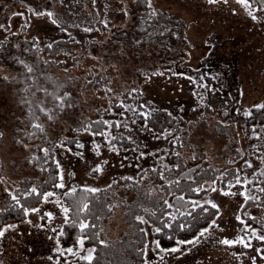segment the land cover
Here are the masks:
<instances>
[{
    "label": "trees",
    "instance_id": "obj_1",
    "mask_svg": "<svg viewBox=\"0 0 264 264\" xmlns=\"http://www.w3.org/2000/svg\"><path fill=\"white\" fill-rule=\"evenodd\" d=\"M10 1L2 4V9L13 6L14 1ZM16 2L23 8L16 11L12 7L7 16L0 17L4 24L10 15L27 10L51 12L60 34L43 46L25 37L23 28L0 35V100L7 106L3 119L9 126L10 145L21 152L18 158L11 154L5 162L1 148L6 136L0 127V228L25 219L46 193H52L63 211L68 210L56 235L60 256H74L79 264L113 263L112 254L105 253L109 242L114 252L120 247L132 252L141 242L139 236L146 234L144 225L150 226L157 252L206 228L217 209L210 203H198L197 198L209 190L204 188L205 182L219 174V166L194 163L202 156L208 159L196 153L198 146L183 142L188 138L185 135L192 113L183 116L180 111L172 114L162 107L139 106L142 112L136 114L134 122L158 133L168 126L176 135L173 139L178 147L171 144L168 154L159 156L155 166H148L133 178H116L97 191H88L91 188L83 185L64 190L59 186V166L54 159L59 147L72 151L81 148L80 132L88 131L95 142L110 146L122 141L124 135L108 116L120 111L127 98L141 95L138 82L145 76L164 67L179 72L190 46L183 18L152 6L151 0H42L39 11L26 1ZM250 3L264 10V0ZM76 30L91 34L79 37ZM210 50L197 69L184 72L195 79L193 92L209 106L203 111L208 115L212 112L210 104L217 102L211 97L220 96L221 102L224 95L223 88L211 85L214 79L205 82L211 76L208 72L218 67L213 65ZM237 93L235 88L234 96L231 94L234 102ZM165 113L172 124L158 128L157 124L165 121ZM231 115L245 137L243 149L251 152L247 156L257 151L255 156L260 160L251 175H231L232 182L239 178L243 186L239 216L248 231L264 236V135L258 131L264 124V108L252 106L239 113L234 108ZM203 119L206 121L198 116V120ZM8 166L11 172H7ZM247 208L256 212L244 214ZM117 211L122 218L117 227L123 234L115 236L107 228ZM81 224L87 227L81 229ZM85 248L93 249L91 260L77 256ZM259 251L264 255V246ZM136 256L140 259L137 248Z\"/></svg>",
    "mask_w": 264,
    "mask_h": 264
},
{
    "label": "rangeland",
    "instance_id": "obj_2",
    "mask_svg": "<svg viewBox=\"0 0 264 264\" xmlns=\"http://www.w3.org/2000/svg\"><path fill=\"white\" fill-rule=\"evenodd\" d=\"M13 1H10L13 6L2 9L8 0H0V17L7 16L12 7L16 11L23 8L16 1H26L35 11H39L43 5L42 0ZM151 4L167 9L185 21L190 46L183 62L178 66L179 72L164 67L145 76L138 82L141 95L127 98L120 111L109 114L108 117L116 121V128L124 135L120 143L115 146L97 143L91 133L84 131L78 134L82 139L80 149L72 151L59 147L54 154L59 166V184L63 185L64 190L74 185L97 189L109 185L116 178H133L142 170L148 169V166L158 164L159 156L168 154L171 144L176 145L173 139L176 135L169 131L168 126L158 133L160 131L144 129L143 125L134 122L136 114L142 112L139 106L162 107L172 114L180 111L183 116L192 113L189 116L190 129L185 135L188 138H183V142L198 146L196 153L200 152L208 159L204 160L202 156L194 163H213L219 166V174L205 182L204 188L209 190L197 198L198 203H214L218 206L214 219L189 239L196 240V243L176 244L160 252L154 248L150 226L144 225L146 234L139 236V244H133V253L123 250V247L114 252L113 244H107L105 253H111L113 258V263L107 264H264V255L259 251L264 246V241L248 231L239 216V208L244 200L243 186L240 182L231 180V175H251L260 165V160L255 156L257 151L248 157L247 153L251 152L243 149L245 137L240 125L232 119L231 112L234 108L239 113L264 104V10H258L250 0H244V3L239 0H216L214 3L209 0H151ZM47 14L27 10L25 13L10 15L6 24L5 19L1 18L0 35L20 32L23 28L25 37L32 38L39 46H43L60 34L59 27ZM76 33L82 37L89 32L76 30ZM212 44L215 49L211 51ZM209 50L213 65L218 67L208 72V76H211L205 82L211 83L214 79L215 84L211 85L223 88L224 95L221 102L218 100L220 96L211 97L214 101L217 99V102L210 104L212 112L208 115L203 111L204 108L209 110V106H206V102L199 101V95L193 92L196 89L195 79L184 72L197 69ZM235 88L238 89L235 100L237 104L230 108L235 103L234 97L231 99ZM1 95L0 90V97ZM6 107L0 100V127L5 130L6 136L1 148L5 162L11 154L21 156V152L9 142V126L3 119ZM198 116L205 117L206 121L198 120ZM164 118V123L157 124L158 128L172 124L173 120L169 115L165 113ZM259 130L264 135V124ZM240 147L242 150H239ZM188 148L185 147L187 153ZM9 166L7 172H11ZM225 192L231 194L225 195ZM34 209L35 211H28L25 219L0 228L3 233L0 235V264H79L77 259H73L74 256L72 259L60 256L56 235L65 219V213L58 198L52 193H46ZM255 212L253 208L244 210V214ZM120 216L118 211L113 214L112 224L107 228L111 235L123 234L117 227L118 222L122 221ZM201 232H204L203 236L200 235ZM139 234L140 232L136 235ZM224 239H242L244 243L227 245L220 242ZM245 244L250 246L245 247ZM136 248L140 251V259L136 256ZM172 248H178V251L172 252ZM92 251V248H85L77 256L85 258L92 255Z\"/></svg>",
    "mask_w": 264,
    "mask_h": 264
},
{
    "label": "snow or ice",
    "instance_id": "obj_3",
    "mask_svg": "<svg viewBox=\"0 0 264 264\" xmlns=\"http://www.w3.org/2000/svg\"><path fill=\"white\" fill-rule=\"evenodd\" d=\"M209 2H210V3H214V2H216V0H209ZM239 2L244 3V0H239ZM41 15H43V13H41ZM47 15H48L49 17H51L53 14H52L51 12H49ZM253 19H255V17H253ZM52 22H53V23H56L55 20H53ZM256 107H257V108H264V104H262V105H256ZM36 127H39V126L37 125ZM96 170H99V169H96ZM237 182H239V178L237 179ZM59 186L62 187L63 185H59ZM213 190H215V189H213ZM33 191H35V189H33ZM88 191H93V192H94V191H97V190H96V189H88ZM262 191H264V189H262ZM223 194L228 195V194H231V193H227V192H225V193H223ZM49 195H51V193H49ZM242 195H243V193H242ZM211 206H212L213 208H217V207H218V206H217L216 204H214V203H213ZM84 207H85V209H86V208H87V205H85ZM33 211H35V209H33ZM64 211L67 212L68 210H67V209H64ZM138 219H141V220H142V218H140V217H138ZM237 219H239V217H237ZM86 227H87V225L81 224V229H84V228H86ZM182 227H183V226H182ZM156 231H160V229H156ZM206 231H207V229L204 230V232H206ZM204 232H201L200 235L203 236V235H204ZM0 235H3V233L0 232ZM258 238L261 239V240H264V236H260V237H258ZM196 242H197L196 240L177 241V244H185V243L192 244V243H196ZM220 242L223 243V244H227V245H231V244L236 243V242L244 243V241H243L242 239L239 240V241H234V240L224 239V240H222V241H220ZM81 243H82V241H81ZM244 246H245V247H248V246H250V245L245 244ZM69 251H71V250H69ZM171 251H172V252H176V251H178V248H172ZM85 259L91 260V255H89L88 257H85Z\"/></svg>",
    "mask_w": 264,
    "mask_h": 264
}]
</instances>
